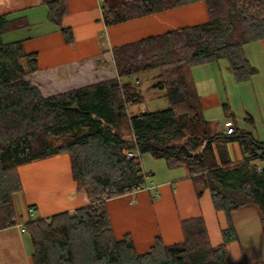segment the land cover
<instances>
[{"label": "trees", "instance_id": "1", "mask_svg": "<svg viewBox=\"0 0 264 264\" xmlns=\"http://www.w3.org/2000/svg\"><path fill=\"white\" fill-rule=\"evenodd\" d=\"M45 1L48 19L71 43L70 29L61 26L67 0ZM102 1L104 22L113 25L199 0ZM203 1L206 22L112 48L116 78L49 96L26 78L38 70V53H28L23 40H3L5 32L27 22L0 13V230L18 224L14 196L23 190L20 165L68 153L77 190L89 197L75 213L23 223L32 243L31 264H264L233 262L227 249L238 239L233 211L254 206L264 213V164L258 170L255 162L264 155V141L245 128L213 131L192 75L194 66L220 58L228 60L238 82L257 73L244 46L264 39V0ZM154 68L160 69L157 85L166 90L170 107L128 113L127 105L139 102L138 92L119 79ZM224 109L233 114L227 104ZM247 120L254 124L251 116ZM232 140L242 148L241 161L229 156ZM125 149L164 159L172 168L186 167L198 196L209 189L215 208L226 213L224 242L211 244L202 216L182 220L183 241L166 245L158 235L144 253L137 252L132 234L118 237L107 201L145 181L139 157L128 158Z\"/></svg>", "mask_w": 264, "mask_h": 264}, {"label": "crops", "instance_id": "2", "mask_svg": "<svg viewBox=\"0 0 264 264\" xmlns=\"http://www.w3.org/2000/svg\"><path fill=\"white\" fill-rule=\"evenodd\" d=\"M13 2L15 9L6 12L8 19L26 21L27 25L5 32L3 40L7 43L23 40L26 51L35 50L38 58L41 52L48 48L50 56L47 63L38 64V70L27 75L32 84L38 86L45 96L97 82L103 75L109 77L108 73L114 66L112 53L114 47L208 20L206 3L199 0L106 25L102 0H67V12L62 18L61 26L70 29L73 41L66 43L60 26L48 19L49 8L45 0H13ZM42 39H45L42 47L28 49L32 44L42 42ZM30 41L35 42L30 43ZM77 46L87 48L88 52L83 55L56 54L58 47L76 48ZM244 52L248 61L257 69V73L246 81L238 82L234 79L226 58L194 66L192 75L205 114L213 107L221 108L227 104L226 92L231 85L245 86L254 100L245 103V110L254 118L257 136L252 133L258 140L264 141L262 135L264 133L259 131L260 129L264 131V39L246 44ZM104 62L107 64L105 65ZM138 74H133L131 78L139 82ZM116 75L115 73L114 76ZM129 78H127L128 82H132ZM139 113L142 112L136 114ZM225 113L228 115L226 111ZM230 126L237 127L227 117L223 126L215 132L226 133V129ZM139 160L146 179L148 176H153L155 179L153 181L159 195L155 198L151 196L150 199L146 196L137 197L134 200L135 204L139 202L142 204L137 216L140 219L144 216L143 203L148 200L152 207L157 235L161 236L166 245L183 241L182 220L196 216L204 218L213 246L224 242L223 230L228 228V218L223 210L215 208L209 189H205L199 197L196 184L186 167H169L166 160L154 158L150 154H141ZM18 171L23 190L17 193V197L21 208L27 213L25 221L29 218H49L65 211L75 213L79 207L89 204L88 194L77 190V182L72 174L71 157L68 153L20 165ZM131 195L133 193L128 192L110 198L107 207L116 235L121 237L131 233L137 248V238L135 239L134 233L128 229L127 199ZM130 204L132 205V202ZM237 211L240 210L232 212V219L238 239L227 244L233 262L242 261L244 257L248 259L241 242L240 227L234 217ZM29 212L31 217L28 215ZM153 238L145 237L144 241L152 245Z\"/></svg>", "mask_w": 264, "mask_h": 264}, {"label": "rangeland", "instance_id": "3", "mask_svg": "<svg viewBox=\"0 0 264 264\" xmlns=\"http://www.w3.org/2000/svg\"><path fill=\"white\" fill-rule=\"evenodd\" d=\"M13 6V0H0V13L13 11L15 9L13 8ZM34 42L35 41H30V43ZM44 42L45 39H42V42L34 43L32 45L29 44L32 47L28 49L42 47ZM33 51L36 52L35 50H27L28 53H32ZM87 52L88 49L82 46H77L76 48L58 47L56 49V54L61 55L63 53H75L77 55H83ZM48 56H50V53L48 51V48H46L43 52H41L39 58L37 57L38 64H46L48 61ZM101 61H103V59H101ZM105 63L106 62H104V64ZM158 72L159 68L140 72L138 74L140 83L136 79L131 78L132 84L130 85V89L131 91L133 90L134 92H138L139 102L127 105L128 113L136 114L137 112L157 111L170 107V101L168 96L166 95V90L159 88L157 85L161 79L160 76H158ZM113 73L117 74L115 62L114 66L110 70V73H108L109 77H103V75L101 76V80L99 81L116 78L118 74L115 77ZM27 75L26 78L28 79ZM119 81L120 84L123 85L125 82H128V79H119ZM65 91H68V89ZM226 98L227 99L225 103H227L228 105L229 113H233L231 116L226 115L224 107H213L207 110L206 114L204 112L206 118L211 121V129L217 132L219 128L223 126L225 119L228 117L230 118L231 123H234L237 127L245 128L246 130L253 132L257 136L255 122L254 124H252L247 120L248 116H251L252 118L253 116L249 111L245 110V103L254 101L251 98L249 90L246 89V87L243 85H231L227 89ZM259 131L261 133H264V131L261 129ZM262 135L264 136V134ZM126 136L128 137V135ZM222 145L223 143L218 144L219 147H221ZM227 147L230 151L229 153L232 161H241L243 159L244 154L241 150L240 144L237 141H228ZM255 162L262 165L264 164V162L260 159H256ZM147 179L148 183L154 186L153 180L155 179L153 178V176H148ZM156 188L157 186L152 187L151 189H144V191L140 193H133V195L128 196L127 199L129 215L128 229L134 233L135 239L137 238L136 250L138 253H144L149 250V246L151 244L144 241L145 237L151 236L154 237L153 239H155V237L158 235L156 232L157 230L155 221L152 217V207L149 205L150 202L148 200L144 201L143 207L145 209L144 211H142V214L144 216L140 219V217L137 216V211L140 210L142 204H140V202L135 204L134 200L140 196H146L148 199H150L151 196L155 198L158 192ZM130 202H132V205L130 204ZM14 206L16 210L15 220L18 221V224L8 226L7 228L0 230V264H31L30 255L32 252V243L22 223L26 220L25 215H27V213H25L21 208L17 194L14 196ZM28 215L29 217H31V212H29ZM234 217L240 227L241 242L247 253L248 259H246L245 257L244 259L249 262L264 261V232H262L264 230V213H261L257 207L250 206L242 208L240 209V211L235 212Z\"/></svg>", "mask_w": 264, "mask_h": 264}, {"label": "built area", "instance_id": "4", "mask_svg": "<svg viewBox=\"0 0 264 264\" xmlns=\"http://www.w3.org/2000/svg\"><path fill=\"white\" fill-rule=\"evenodd\" d=\"M131 79V77L129 78ZM235 132V128L234 126H230L226 129V133L228 134H232ZM124 153L125 155L128 157V158H134V157H139L140 154L137 152V151H133V150H130V149H125L124 150ZM251 156V154L249 155V157ZM263 162H264V155L262 156V159H261ZM262 164H257V169L258 170H262ZM144 173V172H143ZM144 177H145V181L144 183L136 186L132 191H130V193H138L144 189H151L152 187H156V185L152 186L148 183L147 179H146V174H144ZM159 194H157L158 196ZM103 199H105V196H103Z\"/></svg>", "mask_w": 264, "mask_h": 264}]
</instances>
